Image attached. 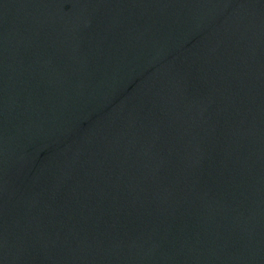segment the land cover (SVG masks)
Wrapping results in <instances>:
<instances>
[{
	"label": "water",
	"instance_id": "1",
	"mask_svg": "<svg viewBox=\"0 0 264 264\" xmlns=\"http://www.w3.org/2000/svg\"><path fill=\"white\" fill-rule=\"evenodd\" d=\"M0 264H264V0H0Z\"/></svg>",
	"mask_w": 264,
	"mask_h": 264
}]
</instances>
